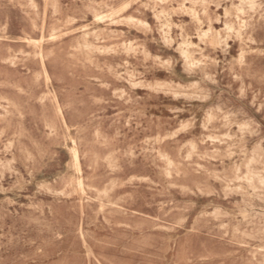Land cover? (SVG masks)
Here are the masks:
<instances>
[{
    "label": "rangeland",
    "instance_id": "1",
    "mask_svg": "<svg viewBox=\"0 0 264 264\" xmlns=\"http://www.w3.org/2000/svg\"><path fill=\"white\" fill-rule=\"evenodd\" d=\"M0 264H264V0H0Z\"/></svg>",
    "mask_w": 264,
    "mask_h": 264
},
{
    "label": "bare ground",
    "instance_id": "2",
    "mask_svg": "<svg viewBox=\"0 0 264 264\" xmlns=\"http://www.w3.org/2000/svg\"><path fill=\"white\" fill-rule=\"evenodd\" d=\"M73 158H74L75 161H77V153H76V151H73Z\"/></svg>",
    "mask_w": 264,
    "mask_h": 264
}]
</instances>
